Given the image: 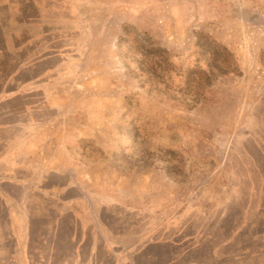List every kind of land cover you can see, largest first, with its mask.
I'll use <instances>...</instances> for the list:
<instances>
[{"label": "rangeland", "instance_id": "obj_1", "mask_svg": "<svg viewBox=\"0 0 264 264\" xmlns=\"http://www.w3.org/2000/svg\"><path fill=\"white\" fill-rule=\"evenodd\" d=\"M126 24L238 70L187 107L126 68ZM22 207L19 264H264V0H0V232Z\"/></svg>", "mask_w": 264, "mask_h": 264}, {"label": "trees", "instance_id": "obj_2", "mask_svg": "<svg viewBox=\"0 0 264 264\" xmlns=\"http://www.w3.org/2000/svg\"><path fill=\"white\" fill-rule=\"evenodd\" d=\"M196 64L189 70L176 67L169 50L161 46L157 39L147 31L139 29L133 24L124 25L119 35L118 47L122 50L124 63L129 72L141 77L144 84L158 88L185 90L180 98L168 94V98L178 100L187 107H195L207 99L209 88L219 78L230 73H236L238 65L233 53L212 35L200 32L196 39ZM128 61H137L132 68ZM182 79L183 85H178L174 79Z\"/></svg>", "mask_w": 264, "mask_h": 264}, {"label": "crops", "instance_id": "obj_3", "mask_svg": "<svg viewBox=\"0 0 264 264\" xmlns=\"http://www.w3.org/2000/svg\"><path fill=\"white\" fill-rule=\"evenodd\" d=\"M4 176H8V178H6L12 180V174L7 173ZM7 219L10 230L8 233L0 232V249L6 248L4 245L12 240L13 247H15V258L12 262L14 264H19L20 259L24 255L25 245L29 238V216L27 211L22 207L20 215H14L12 210H9ZM11 254L14 255L13 252Z\"/></svg>", "mask_w": 264, "mask_h": 264}]
</instances>
